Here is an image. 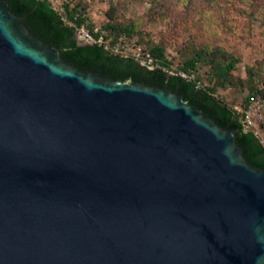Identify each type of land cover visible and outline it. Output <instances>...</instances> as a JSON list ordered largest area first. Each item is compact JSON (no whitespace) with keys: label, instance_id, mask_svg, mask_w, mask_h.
Here are the masks:
<instances>
[{"label":"water","instance_id":"1","mask_svg":"<svg viewBox=\"0 0 264 264\" xmlns=\"http://www.w3.org/2000/svg\"><path fill=\"white\" fill-rule=\"evenodd\" d=\"M229 115L0 0V264H264V153Z\"/></svg>","mask_w":264,"mask_h":264},{"label":"rangeland","instance_id":"2","mask_svg":"<svg viewBox=\"0 0 264 264\" xmlns=\"http://www.w3.org/2000/svg\"><path fill=\"white\" fill-rule=\"evenodd\" d=\"M78 4L93 27L111 23L127 26L131 31L124 46L110 49L112 36L102 39L106 49L132 56V49L143 51L153 45L163 48L168 73L178 71L183 61L201 49L222 58L226 52L236 62L230 71V83L215 88V96L240 109L250 85L264 88V0H68ZM62 17L59 0H50ZM103 34L107 31L101 29ZM78 42L85 43L75 33ZM162 69L166 70V67ZM250 70V72H248ZM210 63L200 61L189 78L199 76V85H212ZM264 103V89L259 97ZM256 135L264 145V107L257 121Z\"/></svg>","mask_w":264,"mask_h":264},{"label":"trees","instance_id":"3","mask_svg":"<svg viewBox=\"0 0 264 264\" xmlns=\"http://www.w3.org/2000/svg\"><path fill=\"white\" fill-rule=\"evenodd\" d=\"M35 4H37L41 9H43L47 14H54L57 20L60 22L62 27L65 29L67 34L70 36L72 41L83 48H92V47H100L102 51L110 58V60H117V61H125V62H132V63H139L133 56H123L118 52H113L110 49L112 47L117 46L120 49L124 46L123 39L126 36H129L130 29L127 26L118 25L115 23H111L108 18V21L101 26V29L107 31V34H103L101 32V29L99 32L93 31V25L89 24L87 22V18L85 16V13L80 10V7L78 4H70L69 2H61L60 8L62 13L64 14V17L61 16V14L52 7L50 0H32ZM85 25L89 31L92 33L95 39L99 38L100 36L105 39L108 38V35L110 34L112 36V40L110 43V49H106L102 43L93 42V43H82L78 42L75 36L76 30L81 26ZM148 52L150 53L152 57V65L151 67L161 69L168 73V62L164 58L163 54V48L159 45H153L149 47ZM206 54H209L208 51L201 49L200 51L196 52L194 55L186 58L182 65L178 67L179 72H183L186 75L190 76L194 71H196V66L198 62L205 61L210 63L211 73H210V79L213 80L212 85H199V76H195L194 78H184L182 77L178 71H173V73H168L173 76L174 80V86L177 85V79L180 78L187 84H189L192 87L202 89L204 92H206L210 97H212L217 103H219L221 106H223L225 109H227L230 112L228 122L235 127L236 137L237 138H243L248 137L263 153H264V145L259 140V138L253 133L252 130H246L241 123L239 122V115L236 113V111L233 109V107L227 105L220 99H218L215 96V88L219 86H225L230 83L231 80V74L230 71L233 68L236 59L231 58L230 55H228L226 52H222L223 57L217 58L214 57V53L211 55V60H205ZM140 64V63H139ZM163 67H166V70L162 69ZM250 72V70L248 71ZM263 87L257 88L255 85H250V90L247 96L245 97V101H247L248 96L253 95L260 97L262 96Z\"/></svg>","mask_w":264,"mask_h":264},{"label":"built area","instance_id":"4","mask_svg":"<svg viewBox=\"0 0 264 264\" xmlns=\"http://www.w3.org/2000/svg\"><path fill=\"white\" fill-rule=\"evenodd\" d=\"M60 2H67L68 0H59ZM80 36V38L85 43H93V42H102V37L95 39L92 33L85 25H81L76 30ZM94 32H99L100 29L98 27H93ZM132 56L140 63L147 66L152 65V57L148 51H143L141 47H135L132 49ZM179 74L184 78H189L190 76L186 75L183 72H179ZM264 103L263 101L257 97L250 95L247 98L246 104L240 109L239 107H235L234 110L239 115V122L246 130H252L255 135L258 134V126L257 121L261 118L263 112Z\"/></svg>","mask_w":264,"mask_h":264}]
</instances>
